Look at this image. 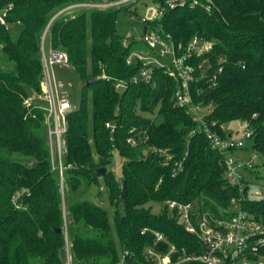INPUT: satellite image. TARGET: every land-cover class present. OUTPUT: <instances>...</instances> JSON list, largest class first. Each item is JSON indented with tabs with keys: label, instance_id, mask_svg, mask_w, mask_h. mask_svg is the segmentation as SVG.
Instances as JSON below:
<instances>
[{
	"label": "trees",
	"instance_id": "1",
	"mask_svg": "<svg viewBox=\"0 0 264 264\" xmlns=\"http://www.w3.org/2000/svg\"><path fill=\"white\" fill-rule=\"evenodd\" d=\"M140 1L90 7L81 4L110 1L0 0V9L13 3L11 20L22 25L14 36L0 23V264H150L147 249L168 251L157 232L178 249L200 253L202 244L168 202H195L223 217L240 197L226 176L225 155L198 130L190 106L175 104L177 81L168 68L155 65L147 83L131 80L143 61L127 62L136 41L123 43L117 16L136 11ZM159 22L177 44L195 35L214 42L191 60L193 103L207 108L206 124L225 137V124L247 121L253 148L264 157V0L187 4L167 9L152 27ZM48 26L50 49L68 54L82 82L78 106L67 113L62 154L51 147L46 110L36 101ZM119 80L127 83L122 90ZM117 154L125 158L121 176L113 167ZM101 178L112 214L90 197ZM244 193L242 207L264 216V197ZM149 202L163 204L160 213Z\"/></svg>",
	"mask_w": 264,
	"mask_h": 264
},
{
	"label": "built area",
	"instance_id": "2",
	"mask_svg": "<svg viewBox=\"0 0 264 264\" xmlns=\"http://www.w3.org/2000/svg\"><path fill=\"white\" fill-rule=\"evenodd\" d=\"M110 3L111 6L115 4ZM212 3L213 0H168L163 6L155 5L154 8L139 17L143 27L147 26L145 30L143 29L141 40L152 50L153 55L146 58L131 54L127 62L131 63L136 58L143 61L142 68L131 79L133 82H150L154 76L155 65L168 68L169 74L177 81L174 95L175 104L179 107L190 106L194 120L198 123V130L206 132L212 147L225 155L226 176L232 184L239 187L241 195L238 199L234 198L231 201L229 208L224 210L226 216L223 217H214L208 212H201L195 202L169 201V208L176 212L179 222L185 226L186 230L198 238L203 250L200 253L196 251L190 253L186 247L178 249L163 233L157 232L156 241L168 243V251L162 253L153 247L147 249L150 264H187L194 261L200 264H253L255 257L261 255L264 248V216L257 217L241 205L243 195H247L244 193L245 189H248L250 197H264L263 190L252 192L250 190L251 183L246 181V173L254 168V164L228 155L235 148L244 147V142L234 140L232 133L225 137L219 131L211 129L205 122L204 107L193 103L192 84L197 77L195 66L191 60L195 56L208 54L213 48L214 42L195 35L183 46L181 43L177 44L172 35L164 31L161 22L154 28L151 25V22L162 19L169 8L184 7L187 4H201L210 8ZM13 8V3H9L0 9V23L5 25L8 30H11L13 25L19 24V21L11 20ZM48 28L49 26L46 31ZM130 41V35L123 39L125 45H128ZM68 59L66 52L51 49L47 54L43 49V86L49 104V117L54 122L52 133L59 146L67 129V113L71 110L72 104L61 95L52 65L66 63ZM219 71H222V68ZM126 86L127 83L122 80L116 83L117 90H122ZM107 126H111L110 123H107ZM241 126L244 129V135L248 136L250 131L248 122L242 121ZM174 256L176 257L174 258Z\"/></svg>",
	"mask_w": 264,
	"mask_h": 264
},
{
	"label": "rangeland",
	"instance_id": "3",
	"mask_svg": "<svg viewBox=\"0 0 264 264\" xmlns=\"http://www.w3.org/2000/svg\"><path fill=\"white\" fill-rule=\"evenodd\" d=\"M129 1V0H128ZM127 1H118L112 2L117 5L122 4ZM110 2L104 3H87L81 4L90 7H108L111 6ZM114 4V5H115ZM155 4L152 3L151 0H141L138 3V7L136 11L126 12L120 11L117 16V25L119 33L122 34L123 39L127 35L131 36V41H136L134 49L132 51V55H136V57H151L153 55L152 50L145 44L144 41L141 40L143 35V24L139 21V16L146 14L152 8H154ZM134 9V8H133ZM22 30V25L17 24L13 25L11 28V33L14 36H17ZM46 31V30H45ZM47 33V31H46ZM44 47L43 49L48 54V39L46 40V35L44 33ZM0 45V52H1ZM50 48V47H49ZM52 70L54 72L56 81L59 85L60 93L63 97L67 98L69 102L72 104L71 110L75 109L78 106L81 97V89H82V82L75 77V74L68 64L66 63H55L52 65ZM43 82L41 83L43 93L39 96L40 99H36V101L41 102L43 107L46 110V114L49 121V139L51 147L55 152L62 154L64 150V134L61 139V143H59L55 138V135L52 133L54 130V122L52 119L50 120L49 111H48V101L45 88L43 86ZM207 109V108H206ZM206 109H204L206 111ZM241 120H234L227 124H225V130L227 134L232 133V138L234 140H242L244 142V147L235 148L233 151H230L228 155L232 156L235 159H240L243 162H252L254 164V168L252 172L249 171L246 173L247 179H249V183H251L250 190L252 192H257L260 190L264 191V157L258 156L253 148V139L249 138L247 135H244V129L241 126ZM21 158V157H20ZM125 158L120 154H117L114 158L113 167L115 168V172L118 176H121L123 173V165H124ZM102 178L100 179V181ZM90 197L100 203L102 206L106 207L107 210L112 214L113 208L109 202V194L106 185L101 181L99 187H93L91 189ZM147 207H151L154 213H160L162 210L163 204L149 202L146 204ZM69 260V257H68ZM257 264H264V256H260L258 259H255ZM69 264V262L67 263Z\"/></svg>",
	"mask_w": 264,
	"mask_h": 264
},
{
	"label": "water",
	"instance_id": "4",
	"mask_svg": "<svg viewBox=\"0 0 264 264\" xmlns=\"http://www.w3.org/2000/svg\"><path fill=\"white\" fill-rule=\"evenodd\" d=\"M109 1L110 2H118V1H121V0H109ZM94 81H95V78H92V79L88 80L86 83L90 84V83H92ZM248 137L249 138L252 137V132L248 133ZM106 171H107V168H102V169L98 170L99 173H105ZM121 191H122L123 198H125V196L127 195V181H126V179H121ZM57 230L61 231V228H58Z\"/></svg>",
	"mask_w": 264,
	"mask_h": 264
},
{
	"label": "crops",
	"instance_id": "5",
	"mask_svg": "<svg viewBox=\"0 0 264 264\" xmlns=\"http://www.w3.org/2000/svg\"><path fill=\"white\" fill-rule=\"evenodd\" d=\"M47 46H48V50H49V49H50V48H49V47H50V46H49V42H48ZM230 134H231V133H230Z\"/></svg>",
	"mask_w": 264,
	"mask_h": 264
}]
</instances>
